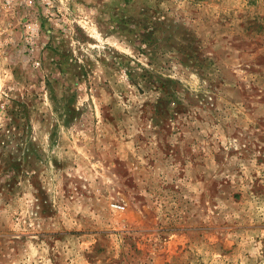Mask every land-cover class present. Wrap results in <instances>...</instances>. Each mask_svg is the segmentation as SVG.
Wrapping results in <instances>:
<instances>
[{"label":"rangeland","instance_id":"rangeland-1","mask_svg":"<svg viewBox=\"0 0 264 264\" xmlns=\"http://www.w3.org/2000/svg\"><path fill=\"white\" fill-rule=\"evenodd\" d=\"M21 1L0 264H264V0Z\"/></svg>","mask_w":264,"mask_h":264},{"label":"built area","instance_id":"built-area-1","mask_svg":"<svg viewBox=\"0 0 264 264\" xmlns=\"http://www.w3.org/2000/svg\"><path fill=\"white\" fill-rule=\"evenodd\" d=\"M14 0H1V7L5 10L6 9H10V8H13L14 7V3H13ZM23 3V0L21 1ZM30 2V0H29ZM18 2H16L17 4ZM30 27V25H29Z\"/></svg>","mask_w":264,"mask_h":264}]
</instances>
